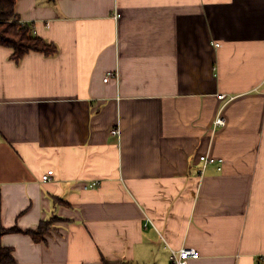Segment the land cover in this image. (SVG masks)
I'll list each match as a JSON object with an SVG mask.
<instances>
[{"label":"crops","instance_id":"0c3cea01","mask_svg":"<svg viewBox=\"0 0 264 264\" xmlns=\"http://www.w3.org/2000/svg\"><path fill=\"white\" fill-rule=\"evenodd\" d=\"M15 12L58 52L0 47V227L59 219L40 241L2 236L15 264H173L185 247L190 264H264V0ZM205 155L223 163L201 174Z\"/></svg>","mask_w":264,"mask_h":264},{"label":"trees","instance_id":"16d2710c","mask_svg":"<svg viewBox=\"0 0 264 264\" xmlns=\"http://www.w3.org/2000/svg\"><path fill=\"white\" fill-rule=\"evenodd\" d=\"M18 0H0V47L12 50V59L17 63L25 57V55L36 52L43 53L47 57H54L58 52V47L45 41L36 35V31L32 25L21 23L20 17L15 12ZM1 197V194H0ZM59 219L52 217L42 223L38 229L23 231L19 227L13 229H5L0 227V264H15L13 250L2 244V236L6 233H25L34 237L37 241L44 239L46 233L50 231L52 226ZM103 264H127L124 262L112 263L104 261Z\"/></svg>","mask_w":264,"mask_h":264},{"label":"built area","instance_id":"2783aa9c","mask_svg":"<svg viewBox=\"0 0 264 264\" xmlns=\"http://www.w3.org/2000/svg\"><path fill=\"white\" fill-rule=\"evenodd\" d=\"M111 77H114V75L107 77L105 79V82H108ZM220 97H221V99L226 98L225 96H220ZM226 123H227L226 118L222 114H220L213 124V128H212L213 131L217 132V130H219V128H221V127H224L226 125ZM111 132H112L113 137H117L119 140L121 139L122 132H121L120 127H116ZM201 162L203 163V169L201 170L200 173L203 174L202 171L206 170V168L208 166L214 165L216 163H219V164L223 163V160H221V159L215 160L213 158H210L208 155H205V156L201 157ZM54 175H55L54 171H48L43 177V182L44 181L45 182L53 181ZM98 185L99 184H94L92 187H97ZM198 258H199V252L196 248L193 249V248L185 247V248L179 250L178 252L173 253L172 262H173V264H190L191 260L198 259Z\"/></svg>","mask_w":264,"mask_h":264}]
</instances>
